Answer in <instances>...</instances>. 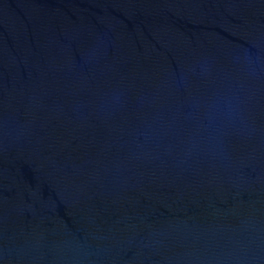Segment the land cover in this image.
<instances>
[{
  "label": "water",
  "instance_id": "water-1",
  "mask_svg": "<svg viewBox=\"0 0 264 264\" xmlns=\"http://www.w3.org/2000/svg\"><path fill=\"white\" fill-rule=\"evenodd\" d=\"M0 264H264V0H0Z\"/></svg>",
  "mask_w": 264,
  "mask_h": 264
}]
</instances>
